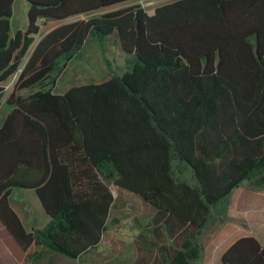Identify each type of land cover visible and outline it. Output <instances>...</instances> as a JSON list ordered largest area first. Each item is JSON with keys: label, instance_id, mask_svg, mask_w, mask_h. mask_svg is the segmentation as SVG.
I'll return each instance as SVG.
<instances>
[{"label": "trees", "instance_id": "16d2710c", "mask_svg": "<svg viewBox=\"0 0 264 264\" xmlns=\"http://www.w3.org/2000/svg\"><path fill=\"white\" fill-rule=\"evenodd\" d=\"M14 1L0 0V103L17 75L0 125V225L24 261L46 251L78 260L96 248L114 186L156 212L160 244L144 264L195 263L203 231L229 222L232 191L264 182V0H174L152 14L132 4L97 16L136 0H26L27 26L11 36ZM40 21L60 24L40 36ZM112 36L131 56L123 73L54 91L90 37ZM16 188L36 193L42 228L28 232L11 208ZM215 264H264V245L239 238Z\"/></svg>", "mask_w": 264, "mask_h": 264}, {"label": "rangeland", "instance_id": "374dc122", "mask_svg": "<svg viewBox=\"0 0 264 264\" xmlns=\"http://www.w3.org/2000/svg\"><path fill=\"white\" fill-rule=\"evenodd\" d=\"M174 0H136L129 3L121 4L109 9L98 11L93 15H100L109 10L118 9L124 6L139 4L148 14H152L153 10L164 3H168ZM27 10L28 4L26 0H15L13 4V18L11 23V34L13 35L17 30L25 29L27 26ZM77 19H87V16H81L69 19L74 21ZM40 36L47 32L52 27L59 25L58 21H40ZM131 56L123 53L118 46L115 37H110L104 42L99 43L93 40L91 37L85 42L84 47L80 54L76 56L65 68L63 73L57 78L54 91L56 93H63L66 89L74 85H84L88 83L102 82L108 79L111 75H119L123 73L128 65V61ZM17 79V75L9 79L5 84V97L0 103V124L3 118V114L9 111V107L5 103V98L13 90L14 83ZM31 91L23 90L19 92L21 96H27ZM180 179L191 181L190 174L178 176ZM246 184V181L243 182ZM114 196V207L111 210L108 224V240H115L121 242V249H109L107 254L106 250H103L101 245L92 249L88 254L82 256L78 260H70L62 257L58 254L45 252L40 257L29 259L24 261V257L20 253H9L0 244V264H125L128 259H132L136 254V248L141 251V245L151 252L156 251V248L151 247L150 241L153 239L151 234L152 214L154 209L143 203L141 199L125 190L111 186ZM22 191L16 188L11 196V203L19 207V212L22 217H26L29 208L34 209L35 215L41 218L44 216L41 208L36 205L34 197L30 198L27 206H24V200H22ZM32 196V195H31ZM230 202V197H229ZM215 220L211 223L199 237V243L201 245V252L203 259L206 257L205 262L202 258L193 264H210L215 250L212 247L208 249L212 233L215 226L219 227L220 223L216 224ZM163 237L169 244V238L166 231L161 229ZM115 237V238H114ZM218 248V247H217ZM222 249V248H221ZM221 249H218L220 251ZM118 251H121L119 260L115 259ZM210 256V257H209ZM104 259H103V258ZM209 257V258H208ZM115 259V260H114ZM216 259V258H215ZM204 262V263H202ZM140 260L136 264H139Z\"/></svg>", "mask_w": 264, "mask_h": 264}, {"label": "crops", "instance_id": "0c3cea01", "mask_svg": "<svg viewBox=\"0 0 264 264\" xmlns=\"http://www.w3.org/2000/svg\"><path fill=\"white\" fill-rule=\"evenodd\" d=\"M12 18H13V14H12V17L10 20V24L12 23ZM52 28H54V27H52ZM51 29H49L48 31H50ZM22 30H24V29H22ZM47 32H45V33H47ZM10 35L13 36L11 34V30H10ZM97 83H99V82H97ZM68 89H66V90H68ZM65 91H63V93ZM6 114H3V118L1 120V123L4 120ZM188 174H190V173H188ZM111 190H112V188H111ZM13 191H14V189L10 193L9 203H10L11 208L14 210V212L20 218L25 229L28 232H31L35 229L42 228L48 222V217L45 214V212H44V210L40 204V201L38 200V197H37L36 193L34 192V190L20 189V191H22L21 192L22 193L21 198H22V200H24V206H27L28 202L30 201V198L34 197V199L36 200V203H37L36 205H38V207L41 208L42 213H44L43 214L44 216H41V218L40 217L37 218V216L33 212L34 209L32 207L29 208V212H28L27 216L22 217V215L19 212V207H16V205L15 204L13 205L10 201ZM112 194H113V191H112ZM114 205L115 204H113V207H114ZM155 217H156V212H153L152 219ZM227 217L229 218V222L225 223L222 226L219 225V227L215 226L216 230H214V232L212 233V237L210 239L208 249H209V247H210V249L213 247L214 248L213 250H215V249L216 250L214 252V255L212 257V261L210 264L218 263L220 261L221 255L224 253V251L233 242H235L239 238L254 237L261 244L264 245V182L258 183L256 180L251 179L249 181H246V184L242 183L240 186L235 188L230 195V202H229V206L227 209ZM218 223H219V221H216V224H218ZM108 224H109V220H108ZM108 224H107V229L104 232V234L102 235L101 241L99 243V245H101L102 249L106 250V254H107L109 249L120 250L121 245H122L121 242H119V241L108 240V238H109L107 236V233L109 231L108 230ZM155 232H157V230ZM151 234H152L153 239L150 241V245L152 244L151 247L155 248V246L160 244V243L158 242V240L155 237L157 235V233L151 232ZM169 242H170L169 244L171 245V239H169ZM0 244L3 245V247L9 253H11V251L17 252V253H20V255L22 257H24V253L21 252V250L15 245V243L12 241L10 236L6 233V231L4 230V228L1 225H0ZM139 247H141V251L138 248H136V254L133 255L132 259H128L126 261L127 263H125V264H136L138 260H140L139 264H144V262H146V261L153 262L155 260V256L157 253L156 251L151 252L150 250H147L144 247V245H141ZM218 249H221V250L218 251ZM118 252H119V254H117L115 256V257H117L115 259L119 260V258H120L119 256L121 255V251H118ZM201 258H202V261L205 262L206 257L203 259L202 252H201L198 260H200ZM204 262H202V263H204Z\"/></svg>", "mask_w": 264, "mask_h": 264}]
</instances>
